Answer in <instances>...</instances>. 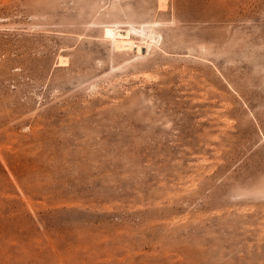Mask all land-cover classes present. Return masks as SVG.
Wrapping results in <instances>:
<instances>
[{"label": "rangeland", "instance_id": "rangeland-1", "mask_svg": "<svg viewBox=\"0 0 264 264\" xmlns=\"http://www.w3.org/2000/svg\"><path fill=\"white\" fill-rule=\"evenodd\" d=\"M0 264H264V0H0Z\"/></svg>", "mask_w": 264, "mask_h": 264}, {"label": "bare ground", "instance_id": "bare-ground-1", "mask_svg": "<svg viewBox=\"0 0 264 264\" xmlns=\"http://www.w3.org/2000/svg\"><path fill=\"white\" fill-rule=\"evenodd\" d=\"M132 30V29H131ZM131 30H121L120 27L115 29V36L117 39H120L122 42V45L124 47H134L138 53H143L145 48H149L150 46L156 44L158 42V38L156 37V34H152L151 42H144L146 46H142V44H136L135 40L131 37ZM156 35V36H155Z\"/></svg>", "mask_w": 264, "mask_h": 264}]
</instances>
